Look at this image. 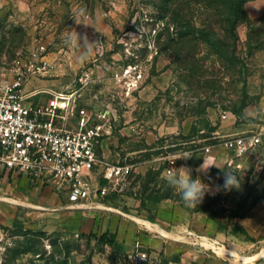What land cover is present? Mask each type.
Here are the masks:
<instances>
[{"label":"rangeland","instance_id":"obj_1","mask_svg":"<svg viewBox=\"0 0 264 264\" xmlns=\"http://www.w3.org/2000/svg\"><path fill=\"white\" fill-rule=\"evenodd\" d=\"M163 1L0 0V78L11 80L14 63L44 45L55 61L53 68L27 84L26 92L41 91L35 99L45 102L51 96L47 92L77 91L78 104L91 115V124L100 125L106 134L99 149L102 165H133L115 190L90 204L101 210L83 209L96 221L99 215V222L101 216L125 217L119 213L128 210L125 196L146 205L163 195L171 188L162 178L171 159L190 154V159L176 162L190 167L196 178L206 157L223 170L212 167L211 180L201 175L204 183L222 185L224 170L235 171L241 188L206 195L201 205L227 234L229 248L253 257L264 249V135L242 157L223 141L264 132V0L245 3V20L234 31L218 15H210L204 0L195 4L189 24L176 22L171 13L163 16L168 6ZM259 4L263 11L254 16ZM73 16L93 27L77 25ZM188 25L200 32L215 29L211 37L200 34L193 58L188 48L176 52L168 45V37L177 38ZM71 29L100 40L102 46L82 59L81 48L65 43ZM128 65H138L141 74L130 94L115 80ZM208 146L210 153L205 151ZM50 212L14 203L4 207L0 264H139L137 250L144 249L133 243L106 245L95 236L99 224L97 230L84 231L80 219L56 225ZM144 251L151 264H167L164 255ZM233 260L261 264L264 254L252 262L235 256Z\"/></svg>","mask_w":264,"mask_h":264},{"label":"built area","instance_id":"obj_2","mask_svg":"<svg viewBox=\"0 0 264 264\" xmlns=\"http://www.w3.org/2000/svg\"><path fill=\"white\" fill-rule=\"evenodd\" d=\"M54 62L41 45L27 60L14 63L11 80L0 78V167L47 183L56 191L68 193L73 201L105 197L133 172V165H102L99 149L106 134L103 127L91 124V115L78 104L77 91L47 92L51 96L45 102L35 99L41 91L26 92V85L47 75ZM139 78L138 65H128L115 75L127 94L135 89ZM263 135L260 131L228 137L223 144L236 157H242L262 142ZM205 151L210 153L211 147ZM174 160L168 169L176 167ZM101 166V178L108 186L92 190L88 179ZM135 259L139 264H151L144 250L138 249Z\"/></svg>","mask_w":264,"mask_h":264},{"label":"crops","instance_id":"obj_3","mask_svg":"<svg viewBox=\"0 0 264 264\" xmlns=\"http://www.w3.org/2000/svg\"><path fill=\"white\" fill-rule=\"evenodd\" d=\"M256 6L258 11L253 12L254 16L263 11L261 4ZM161 131L165 132V128ZM104 146L103 141L102 148ZM180 166L182 164L177 162L176 167ZM101 170L102 166L96 168L88 179L92 190L108 184L101 178ZM30 178L26 174L0 167V218L4 214V207L12 206L13 203L19 206L31 205L41 211L51 210L50 214L56 225H59V221L66 223L73 219H80L82 229L97 230L100 225L99 235L105 232L113 233L119 244L133 243L136 247L148 250L152 256L164 255L168 258L167 264H235L233 252H239L231 250L226 244L228 236L220 230L217 222L204 212L191 210L183 202L170 199L150 200L146 205H142L140 200L123 195L126 197L124 203L128 210H119V213L125 217L101 216L104 219L99 222L100 215L96 221L95 216L83 209L101 210V207L90 205L95 204L100 196L73 201L68 193L53 192L49 186L35 184ZM90 200L93 202L90 203ZM262 254L264 249L253 257L240 255L253 258L254 261Z\"/></svg>","mask_w":264,"mask_h":264},{"label":"trees","instance_id":"obj_4","mask_svg":"<svg viewBox=\"0 0 264 264\" xmlns=\"http://www.w3.org/2000/svg\"><path fill=\"white\" fill-rule=\"evenodd\" d=\"M248 1L250 0H204V2L210 7V15H218L220 17V22H228L232 31L236 30V27L244 22V5ZM163 2L168 5L162 12L163 16L171 13L176 22L185 21L189 24L191 22L190 20H192L195 16V4L198 3V0H164ZM186 27V30L179 31L177 33V38L168 37V45L173 46L176 52H180L184 50V48H188L187 53L193 58L196 53L195 50L200 34L203 33V36L211 37L215 29L210 26L208 31L206 30L205 32H200L195 26L188 25ZM155 198L157 201L170 199L183 202L180 196L174 194V190L172 188H169L165 193H163V195L156 196ZM195 211L204 212L213 219L211 213L207 210V206L199 204ZM95 236L99 241L104 242L106 245L115 246L119 244L116 240V235L113 233L105 232L100 235L95 234Z\"/></svg>","mask_w":264,"mask_h":264},{"label":"clouds","instance_id":"obj_5","mask_svg":"<svg viewBox=\"0 0 264 264\" xmlns=\"http://www.w3.org/2000/svg\"><path fill=\"white\" fill-rule=\"evenodd\" d=\"M72 18L75 20L77 25L83 24L85 26H92L81 22V20L76 16H73ZM130 35L131 38L135 36L132 34ZM65 43L69 47L81 48L82 59L90 54L93 50L102 46V42L100 40L92 41L88 38L87 34L82 35L75 31V29L68 30V36ZM191 157L192 156L190 154L186 153L182 156L176 157L172 163L174 165L177 159L188 160ZM212 167L221 168L216 162L210 161L208 158L203 157V163L199 165L196 171L203 176H207L208 179L211 180V177L208 174ZM234 172L235 171L224 170L223 184L215 186H213L211 183H204L201 179V175H197L196 178H193L192 169L187 165H182L178 168L173 167L166 170V174L162 178L165 180L167 185L174 190V193L180 196L186 207L195 209L203 202L206 195L214 196L220 192H230L233 189L239 190L241 188V178H238ZM141 258L145 257L141 256Z\"/></svg>","mask_w":264,"mask_h":264},{"label":"bare ground","instance_id":"obj_6","mask_svg":"<svg viewBox=\"0 0 264 264\" xmlns=\"http://www.w3.org/2000/svg\"><path fill=\"white\" fill-rule=\"evenodd\" d=\"M151 226V225H150ZM231 251V250H230ZM233 254L236 256V258L237 259H243V260H245V261H252L253 260V258H248V257H243V256H241L239 253H237V252H233ZM233 255V256H234Z\"/></svg>","mask_w":264,"mask_h":264}]
</instances>
